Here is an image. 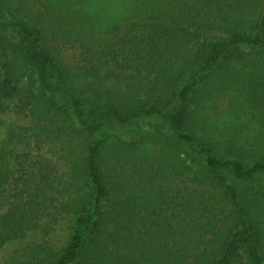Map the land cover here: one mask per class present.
<instances>
[{"label": "trees", "instance_id": "obj_1", "mask_svg": "<svg viewBox=\"0 0 264 264\" xmlns=\"http://www.w3.org/2000/svg\"><path fill=\"white\" fill-rule=\"evenodd\" d=\"M110 2L106 0L102 6L94 7L97 10L94 14L145 20L141 27V42L145 46L140 49L142 54L136 50V55L157 66L148 71V75L155 73L148 83L153 95L143 100L129 93L126 98L119 95L117 100L104 103L97 99L92 109L104 107L96 116L109 115L120 123L140 116L165 117L173 135L164 148L169 146L174 150L172 157L179 164L181 142L193 147L192 151L202 159L198 169L205 172L207 180L215 181L225 190L230 207L223 209L228 210V215L218 219L214 212L217 205L206 202L207 195L202 191L194 194L191 190L184 196L176 189L175 197L169 199L163 191L165 185L157 186V194L153 195L151 189L133 181L115 182L103 161L106 141L97 139L87 145L85 174L89 191L84 202L76 204L82 207L81 212L77 211L71 239L51 259H30L28 264H71L76 260L85 264H240V251L246 254V264H264L260 238L247 223L251 216L249 200H242L236 185L229 183L224 175L229 173L236 183H251L256 176L264 174V155L258 152L259 159L247 163L241 152L222 156L213 142L195 147L196 135L187 130V125L197 72L189 76L191 82L181 90L175 89L182 75L196 65L207 74L221 69L223 76L232 80L237 66L247 56L254 55L256 60L264 57V14L258 11L263 0H113L114 4L109 5ZM1 3L0 0V116L8 109L7 99L29 92L20 85L29 67L37 69L42 84L50 89L48 74L55 63L54 56L42 44L43 31L23 18L4 22L5 5ZM96 3L94 0V6ZM8 25L19 30V42L4 33ZM242 46H251L253 50L247 53ZM99 95H105V88L98 91ZM173 96L180 103L173 111L166 112L164 109ZM49 99L52 101L51 96ZM73 104L82 114L80 99H74ZM85 124L83 130L92 136L95 127ZM101 125L98 122L97 126ZM111 145L121 156L125 151L139 157L146 152L143 141L132 146L116 139ZM136 163L146 168L148 158ZM150 172L147 175H153ZM11 176L9 153L0 150V248L37 229L51 215L49 207L58 190L56 177L49 173L44 175L39 171L34 178L23 182V186L22 182H13ZM152 180L155 185L154 176ZM226 218L231 220L227 226ZM209 227L213 229V237L205 240Z\"/></svg>", "mask_w": 264, "mask_h": 264}, {"label": "rangeland", "instance_id": "obj_2", "mask_svg": "<svg viewBox=\"0 0 264 264\" xmlns=\"http://www.w3.org/2000/svg\"><path fill=\"white\" fill-rule=\"evenodd\" d=\"M1 2L5 5L4 22L23 18L43 31L42 44L54 56L55 63L48 74L50 89L42 84L37 69L29 67L20 83L29 92L6 100L8 109L0 116V150L9 153L13 182H22L23 186V182L40 171L56 177L58 190L49 207L51 215L25 237L2 246L0 264L49 260L64 250L74 232L77 211L82 207L76 204L81 205L89 191L90 183L85 174L87 145L97 139L106 141L103 161L115 182L133 181L151 189L153 195L157 194V186L165 185L163 191L169 199L175 197L176 189L184 196L191 190L194 194L202 191L207 195L206 202L217 205L214 212L218 219L228 215V210L223 209L230 207L225 190L215 181L207 180L205 172L198 169L202 159L192 151L193 147L188 142H181L179 164L173 158L174 150L169 146L164 148L167 139L173 135L165 117L140 116L120 123L109 115L96 116L105 110L104 107L92 109V103L97 99L104 103L117 100L119 95L126 98L129 93L143 100L153 95L148 83L155 73L148 75V71L157 66L136 55V50L142 54L140 49L145 46L141 42L143 17L121 20L112 14L95 15L94 7L102 6L106 0H97L95 6L94 0ZM111 4H114L113 0ZM258 11L264 14V0ZM18 31L11 25L4 29L14 42L21 40ZM242 50L250 53L253 48L242 46ZM247 58L237 66L232 80H227L221 69L207 74L199 71L200 66L196 65L182 75L175 89L181 90L191 82L189 76L197 72L187 125V130L196 135L195 147L213 142L222 156H232L237 151L244 154L245 162L252 163L259 159L258 152L264 155V57L256 60L254 55H249ZM149 61L155 64L153 60ZM103 88L105 95L98 97V91ZM76 98L81 101L82 114L74 107ZM179 103L178 97L173 96L164 110L173 111ZM98 122L102 127L97 126ZM85 123L95 127L92 136L88 130H83ZM116 139L132 146L143 141L146 152L139 157L135 153L127 155L125 151L121 156L111 145ZM145 158H148V164L142 169L136 162ZM134 164L138 166L134 168ZM150 171L153 175H147ZM224 175L229 183L236 185L239 197L249 200L251 216L247 223L260 238L264 258V174L248 184L236 183L229 173ZM230 221L226 218L224 225H229ZM212 230L209 227L204 238H212ZM239 253L240 264H246V254ZM71 264L85 263L76 260Z\"/></svg>", "mask_w": 264, "mask_h": 264}]
</instances>
